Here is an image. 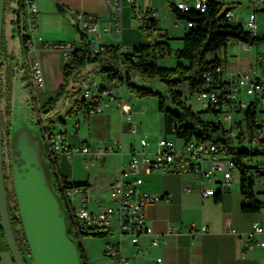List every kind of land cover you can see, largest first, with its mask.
I'll return each mask as SVG.
<instances>
[{"label": "crops", "instance_id": "0c3cea01", "mask_svg": "<svg viewBox=\"0 0 264 264\" xmlns=\"http://www.w3.org/2000/svg\"><path fill=\"white\" fill-rule=\"evenodd\" d=\"M162 1L170 10L169 2L174 4L178 0H150L146 3H143L144 1L141 4L137 1L136 3L142 8L157 11L156 8ZM189 2L192 3L193 0ZM59 5L63 10L58 9ZM225 6L234 7V15L239 17L238 24L242 25L246 15L253 9L251 0H225ZM78 12L96 13L100 29L112 25V6L106 0H38V30L33 53L39 60L44 79V90L41 93L57 89L63 81V67L67 57L62 49L49 45L69 42L79 45L80 33L75 27ZM157 13V25L169 34L172 47L175 34L169 27L159 23V12ZM262 13L263 11L257 13L259 28L261 27L259 17ZM132 18L131 5L124 0L120 34L101 33L99 37L94 36L96 44L120 45L127 49L149 43L150 38L146 34L149 39H144L143 30L134 39L129 35L128 32L134 30L130 26ZM183 28H186L185 24ZM186 31L185 29L179 36L181 44ZM19 43L23 54L20 39ZM217 55H225L222 70L226 75L249 71L256 65L260 67V74H264V62L259 63V55L255 49L248 48L242 42L228 45L224 53L220 52ZM3 59L4 61L1 62L13 75L12 79L17 80V74L23 79L22 62L16 59L13 52L10 55L8 51L5 52ZM23 60H25V68H30V57H23ZM92 82L98 87L108 86L109 83L107 81L106 84H99L90 73L87 84ZM123 85L116 89V99L108 102L103 112L89 116L81 112L77 117L66 119L65 123L50 125L51 129L64 131L67 144L76 149L70 155L60 153L55 157L57 173L67 181L87 182L83 188L93 209H97L99 203L115 202L111 186L120 171L126 168L133 149L144 150L152 155L157 148V141L168 135L164 115L159 110L158 98H140L128 88L122 89ZM7 115L9 120L12 119L10 123H15V119L10 118V114ZM128 115L130 119H127ZM131 125H135L136 132H131ZM144 136L148 138L146 147L140 145V139ZM98 144L105 147L104 152L97 151ZM84 146H88L87 154L81 151V147ZM139 175L143 179L140 185L142 193L169 194L172 197L168 203L157 202L145 206L146 220L152 227L153 233H165L169 225L182 227V232L178 235H166L157 246H151V235H142L139 244L133 245L128 237L121 235L117 224L114 223L108 236L105 237V246L108 244L117 246L128 256L131 264H155L156 257H162L161 264H264L263 249L254 248L247 252L242 250L244 241L254 226L257 224L264 228V207L256 212H242L238 174L234 175L230 189L223 193L218 201L215 197L201 196L198 174L143 170ZM254 191L258 199H264V176L255 180ZM258 193H263V197ZM191 224L197 227L206 224L209 230L198 236H192L188 232ZM228 226L236 229L237 233L229 232ZM2 260L14 264L7 251L0 252V261Z\"/></svg>", "mask_w": 264, "mask_h": 264}, {"label": "built area", "instance_id": "2783aa9c", "mask_svg": "<svg viewBox=\"0 0 264 264\" xmlns=\"http://www.w3.org/2000/svg\"><path fill=\"white\" fill-rule=\"evenodd\" d=\"M112 6V25L103 26L97 24L96 13L78 12L76 14L75 27L81 34L84 33L91 42L92 55L105 50L104 45H97L94 36L101 33L121 32V13L124 0H106ZM207 0H178L174 3L180 11L198 9L204 12ZM225 4V0H218ZM131 5L132 17L138 22L150 38L151 43L164 39H170L169 34L158 25L157 11L140 7L135 0H127ZM253 9L245 19L243 27L251 37L258 35L257 13L264 12V0H251ZM38 0H19L15 8L17 21V36L23 48V57H30V68H23L27 76V87L31 97L35 101L38 93L44 90V79L35 50V39L38 30ZM228 22L237 25L239 17L233 10L226 13ZM190 22L186 27H191ZM239 43L229 40L228 45ZM245 44V43H244ZM248 48H254L259 55L258 62H264V40L255 44H245ZM60 48L68 58L70 52L76 47L72 43L49 45ZM120 46V45H119ZM120 50H128L120 46ZM259 66H254L249 71H238L231 75L223 73L222 67L205 75L204 83L193 93L201 103L204 110H209L211 120L221 127L224 132V141L212 142L192 138L177 143L168 137H162L157 141V148L149 155L144 150L132 151L131 158L126 168L121 170L111 186L115 197L113 204L99 203L97 209L89 208V201L83 187H68L62 190L65 207L68 213L70 228L76 238L82 241L81 231L101 229L110 232L114 223L121 235L129 238L131 244L137 245L142 235H151V246H157L168 234H180L182 227L169 225L165 233L154 234L152 227L147 223L145 206L150 203L170 202L169 194L142 193L140 185L143 183L139 175L141 171H160L162 173L198 174L199 190L202 197H219L227 192L232 185L234 175H239V167L232 158L231 151L239 150V147L252 148V155H246L242 162L249 167L255 178L264 176V74H260ZM122 85L121 81L114 79L108 86L98 87L95 82L90 83L82 90V98L87 105L82 113L85 116L103 112L108 102L117 97L116 89ZM188 88V86H186ZM255 114V121H249L250 112ZM39 123L42 126V137L46 148L52 157L60 153L70 155L76 149L71 148L66 142V133L57 131L43 125V119L38 114ZM127 119H130L129 115ZM253 127H251L252 124ZM131 132H136L135 125H131ZM140 145L146 147L148 138L140 139ZM255 147H263V155H255ZM84 154L89 152L88 146L81 147ZM98 152H104L102 144L97 145ZM189 189V188H188ZM206 224L197 227L189 225L188 232L192 236L208 232ZM228 231L237 233L236 229L228 226ZM254 248L264 250V228L255 225L247 235L242 250L247 252ZM104 256L109 259V264H131L130 259L117 246L108 244L104 248ZM162 257H156L154 263L161 264Z\"/></svg>", "mask_w": 264, "mask_h": 264}, {"label": "trees", "instance_id": "16d2710c", "mask_svg": "<svg viewBox=\"0 0 264 264\" xmlns=\"http://www.w3.org/2000/svg\"><path fill=\"white\" fill-rule=\"evenodd\" d=\"M19 0H16L18 4ZM170 10L178 20L190 22L191 27H186L187 31L182 37V47L173 49L169 39H164L156 43H144L120 50L119 45H104L105 50L92 55L91 42L84 33L80 34V43L71 52L63 67V81L54 91L53 95L40 103L38 108L40 115L47 116L49 126L55 123H65L66 119L77 117L87 105L82 98V90L88 81V75L92 71H85L88 65L94 66L93 71L102 74L106 81L118 79L136 96L156 97L159 100V110L164 115L165 128L168 134L188 141L196 138L202 141L219 142L224 141V132L221 127L215 125L211 120L209 110L195 112L187 106L182 97L184 92L191 95L200 87L205 80V75L214 72L225 63V55H217L225 52L229 40L239 41L245 44H255L264 40L257 36L251 37L242 24H232L227 21L226 13L234 7H227L218 0H207L204 12L196 9L180 11L173 3L169 5ZM13 23L17 29V21ZM185 23V26H186ZM3 40V37H2ZM23 47V46H22ZM0 50V61L2 54ZM167 56H174L176 64L172 67L160 66L158 59ZM3 63H0V74ZM1 80V76H0ZM144 80H158L163 91H158L143 84ZM188 86V88H186ZM106 87V86H102ZM1 101H2V82H1ZM63 110H58V109ZM36 115L37 109L33 108ZM8 113V111H7ZM53 113H55L53 115ZM9 114V113H8ZM2 119V110H1ZM249 121H255V114L250 112ZM251 123V124H252ZM252 124L251 127H253ZM3 145L10 149L11 123H6L3 127ZM232 158L238 164L240 177V191L242 196L241 210L245 213L259 211L264 207V199L260 200L254 191L255 178L249 167L243 162L242 158L252 155L250 147H239V150L231 151ZM46 158L49 161L53 172L54 189L63 200L62 190L68 187H84L87 182L67 181L57 173L56 158L52 157L46 148ZM255 155H263V147H255ZM6 165L4 162V177H6ZM11 190L6 186L8 212L10 222L14 231L17 244L21 251L27 250L29 246L22 229L21 218L15 199L13 183L10 176ZM12 198L13 205L9 203ZM219 197H216L218 201ZM72 237L76 238L73 231L69 230ZM82 236L92 235L97 237L108 236V231L92 229L81 231ZM0 238L4 240L3 231L0 225ZM79 246V254L82 264L87 263V254L83 244L76 240ZM12 258V257H11ZM13 263L14 260L12 259ZM15 264V263H14Z\"/></svg>", "mask_w": 264, "mask_h": 264}, {"label": "water", "instance_id": "95a60500", "mask_svg": "<svg viewBox=\"0 0 264 264\" xmlns=\"http://www.w3.org/2000/svg\"><path fill=\"white\" fill-rule=\"evenodd\" d=\"M5 1L0 0V50ZM58 9L63 10L60 5ZM10 148L17 149L20 158L24 160L18 166L12 154V183L33 264H82L78 243L69 233L70 222L66 207L60 194L54 189L53 172L48 159L44 157L46 146L40 131L27 129L12 132ZM3 149L0 80V225L14 263L27 264L10 222Z\"/></svg>", "mask_w": 264, "mask_h": 264}, {"label": "rangeland", "instance_id": "374dc122", "mask_svg": "<svg viewBox=\"0 0 264 264\" xmlns=\"http://www.w3.org/2000/svg\"><path fill=\"white\" fill-rule=\"evenodd\" d=\"M137 3L141 4L146 3L150 0H136ZM171 2H169L170 4ZM15 8H16V0H6L5 1V8H4V17H3V32H2V54H1V61H4L5 52L8 51L9 55L11 52H13V55H15L16 59L18 61L22 62L23 68H25V60H23V54L21 53V47L19 43L18 36L16 35V29L15 24L13 23V19L15 17ZM157 11L159 12V23L162 26H167L169 29L175 34L174 39L172 40V48L177 49L181 47V41H180V34L187 30V28H183V25L186 23L185 20H178L173 12H170L171 10H168L164 2H160L157 6ZM264 13V12H263ZM260 14V21H261V27L258 30V35L260 37L264 38V14ZM130 26L134 28L131 32H128L130 36H132V39L134 37H138L140 31L142 30L138 24L133 18L130 21ZM144 39H147L148 36L144 34ZM149 39V38H148ZM25 58V57H24ZM17 61V62H18ZM24 62V64H23ZM158 64L160 66H167L172 67L175 63L174 56H167L164 58L158 59ZM94 66L88 65L85 67V71H92L91 75L93 78H96L98 83H104L106 84L107 81L102 78V74L97 72L96 70L93 71ZM260 70V67H259ZM1 82H2V101H1V110H2V120H3V127L5 129L6 123L12 119H8L7 111L10 114V118L13 117L15 123H11V130L12 132L17 131H25V130H31V131H40L42 135V126L39 123L38 114H40V110L38 108V100H40V103L43 100H46L47 98L51 97L54 93V91H45L44 93H38L37 98L35 101L31 97L30 91L27 87V72L24 70L23 72V79L20 78V75L17 74V80L14 81L13 75L7 70V66L3 63V69L1 71ZM144 85L151 86L155 90L163 89L162 84L158 80H144ZM88 84L86 83L84 87H87ZM83 87V88H84ZM122 89H126L127 87L123 85L121 87ZM7 89V90H6ZM149 98H155L150 97ZM183 101L185 104L195 112H201L204 110L201 103L197 100L196 96L194 94H190L189 92H184ZM34 107L37 109V115L34 111ZM58 110H63L58 109ZM55 113H53L54 115ZM43 125L49 126V121L47 116H43ZM27 122L28 123H21V122ZM56 124V123H55ZM168 138L175 140L177 143H180V140H176L174 135L168 134ZM6 148V146H5ZM5 165H6V158ZM8 173V172H7ZM7 187L9 190H11L12 185L11 181L9 180L7 183ZM259 196L263 197V193H258ZM9 203L13 205L12 198L9 199ZM108 204V203H107ZM113 204V203H112ZM90 209H93L92 205H89ZM76 240L80 241L83 244V247L87 254V263L88 264H109L110 261L108 258L104 256V248L106 243L105 237H97L92 235H87L82 238V241L78 238H75ZM1 251H7L9 253L7 244L5 240L0 238V252ZM10 254V253H9ZM25 259L27 261V264H33L32 259L30 256L25 255ZM6 262L4 260L0 261V264H5ZM8 264V263H6Z\"/></svg>", "mask_w": 264, "mask_h": 264}, {"label": "flooded vegetation", "instance_id": "af4514ba", "mask_svg": "<svg viewBox=\"0 0 264 264\" xmlns=\"http://www.w3.org/2000/svg\"><path fill=\"white\" fill-rule=\"evenodd\" d=\"M3 157L6 158V179H5V185L7 186L8 181L10 180V176L12 179V159L11 156L12 154H14L15 159L14 162H16V164H18V166L22 165L24 163V160L22 158H20V152L17 149H8V147L5 145H3ZM44 157L46 158V155L44 154ZM5 162V160H4ZM8 172V173H7ZM11 181V180H10ZM23 256L25 257V255L30 256L29 252L27 250H23L22 251Z\"/></svg>", "mask_w": 264, "mask_h": 264}, {"label": "bare ground", "instance_id": "6f19581e", "mask_svg": "<svg viewBox=\"0 0 264 264\" xmlns=\"http://www.w3.org/2000/svg\"><path fill=\"white\" fill-rule=\"evenodd\" d=\"M196 10H198V9H196ZM200 11V10H199ZM251 150H252V148H251Z\"/></svg>", "mask_w": 264, "mask_h": 264}]
</instances>
